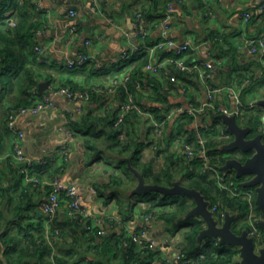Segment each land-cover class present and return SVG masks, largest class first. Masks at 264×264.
Returning a JSON list of instances; mask_svg holds the SVG:
<instances>
[{
	"label": "crops",
	"instance_id": "1",
	"mask_svg": "<svg viewBox=\"0 0 264 264\" xmlns=\"http://www.w3.org/2000/svg\"><path fill=\"white\" fill-rule=\"evenodd\" d=\"M95 1L98 6L94 9ZM263 1L42 0L41 5H37V0H11V6L4 12L1 9L0 13H5V16H11L17 22L24 21L22 28L35 27L33 47L37 44L45 47L41 59L36 51L22 54V59L26 60L24 68L29 67L36 84L35 95L42 97L55 88L69 86L88 91L91 97L89 100L72 101L66 96L56 95L53 107L36 116L25 115L18 119L17 127L23 132V136L19 137L7 127L6 115L11 107L27 102L28 80L26 75L21 74L13 79L10 87L0 82V259H4L3 251L12 246V243L6 244L7 235L21 237L26 234V226L38 227V223L44 227L45 234L49 233L51 224L46 222L41 201L50 188L47 182L56 174L61 175L65 182L77 186L82 204L87 207L90 216L104 218L110 232H116L122 239L130 237L133 230L143 228L148 238L153 239L167 254L175 255L183 243L182 233L186 228L179 223L177 230L176 227L173 232L167 230L168 221L162 211L171 212L172 207L163 210L162 207L152 206L141 196L133 195L137 178L131 171L133 177L121 173L123 181L119 186L105 187L111 182V176L120 173L117 166L106 161L105 154L111 156L112 153L100 152L111 150L106 148L111 141L109 136L101 131L104 124L108 132L112 131L113 126L108 124L110 118L112 120L118 105L128 94L142 105L159 106L162 116L164 111L178 105L204 104L206 92L205 88L201 89L204 84L196 73L192 75L193 82H188L175 73L181 72L174 68L170 69V75L164 72L147 73L143 69L141 78L136 80V91H130L125 85L127 82L115 83L114 80L121 81L129 76L136 63L132 58L119 61L120 55L133 46L145 49L148 61L171 55V49L151 54L145 47L158 39L160 22L169 15L171 37L178 43L190 41L195 45V49L184 54L187 61L212 62L214 73L211 82L229 88L219 96L217 104L232 110L241 109L242 114L237 119L243 126H251L244 117L245 111L259 114L257 131H260L264 120V106L259 104L264 99V56L252 54L248 42L264 37V16L254 14L251 20L245 22L243 13L256 10ZM71 8L76 10L77 16H69ZM144 10L148 16H145ZM13 22L9 20L12 26ZM135 22L150 28L144 42L133 35ZM72 26H76V30L73 31ZM79 52L87 53L91 60L68 67L67 60L76 58ZM233 92L238 93L239 102L230 96ZM160 96H165V101H161ZM219 114L215 110H206L195 117L182 116L167 121L164 136L160 139V147L166 148L163 152L153 147L152 143L158 139L154 137L147 118L139 112L128 115L126 134L130 133L128 138L132 141L143 143L142 162L150 163L157 169L169 154L174 158L185 157L181 141L186 142L189 133H195L198 139L201 136L208 139L210 136L207 137V134L197 132L202 131L204 124L226 128L223 121L217 118ZM232 140L233 135L223 141L222 156L227 159L238 156L236 151L223 149ZM18 141L25 154L22 160L15 155ZM64 147L68 150L67 162L60 153ZM126 155L114 154L113 158L120 162L122 159L130 160ZM27 168L40 183L26 179ZM181 179L176 180L187 185V178ZM189 202L192 206L191 199ZM189 208L178 217L177 222L186 219ZM149 212L155 213L154 216L146 217ZM66 213V207L62 206L56 217L66 221L70 218ZM110 218L113 220L110 221ZM119 220L121 223H118ZM64 227L69 235L75 234L74 226L65 224ZM68 246L71 247L72 243ZM52 252L61 253L58 247ZM81 264H87V261Z\"/></svg>",
	"mask_w": 264,
	"mask_h": 264
},
{
	"label": "trees",
	"instance_id": "2",
	"mask_svg": "<svg viewBox=\"0 0 264 264\" xmlns=\"http://www.w3.org/2000/svg\"><path fill=\"white\" fill-rule=\"evenodd\" d=\"M11 5V0H0V10L2 9V12ZM156 9L157 6L155 7ZM144 11L146 12L145 16H148L147 11ZM149 12L151 13V11ZM10 19L14 21L13 26L9 23ZM23 22H17L11 16H5V13H0V82L4 83L6 87H10L13 79L21 74L23 76L26 75V79L28 80L27 102L14 107L29 105L36 98L35 81L28 71L29 67L27 69L24 68L25 58L23 57L22 59V54L35 53L32 38L35 33V27L24 29V27L22 28ZM132 61L136 63V67L130 73L125 85L130 91H136V80L144 73L143 69L148 61L147 51L141 48L132 57ZM175 73L180 74L182 79L193 82V79H191L192 75L185 74L184 72ZM160 99L161 101H165L166 98L165 96H160ZM149 107L155 112L157 117H161L158 111L159 106L153 105ZM134 116L136 117V114ZM244 117L253 129L257 131L260 123L259 114L254 115L251 111H245ZM113 122L114 117L112 120L110 118V123H108L110 126H113L111 132L107 131L105 124L101 131L109 136V140L111 141L106 148L111 150H100L101 153L110 151L112 157L114 154L118 156H125L127 154L126 156L130 158L131 164L143 173L146 181L149 183L170 186L177 178H187V186L200 190L211 201L212 205L218 204L221 209H228L232 213L236 212L238 216L234 223L242 221V226H245L244 222L247 221L249 213L247 200L243 197L232 196L228 190L222 189L213 175L202 170L199 156L196 155L194 158L187 159L186 157L174 158L172 154H169L165 157L163 165L155 169L150 163L142 162L141 160L143 143L141 141L136 143L128 138L130 136L129 132L126 139L120 138V131L114 127ZM127 122L128 119L126 118L124 124L126 128ZM213 126L211 134L207 135V137H210L208 139L205 138V144L209 154L213 157L212 163L221 167L227 159V157L222 156V145L225 139L220 137V127L215 124ZM194 134L189 133L186 137V142L192 144L196 149L200 147V144ZM165 149L163 146L159 147L158 150L159 152H163ZM249 155L251 153H247L245 156ZM121 163L127 166L126 160L122 159ZM232 177L235 182L242 180L237 178L234 173ZM122 181L123 175L121 177L120 175H113L111 176V182L105 185V187H109L110 185L119 186ZM238 185L243 186L241 183ZM137 196L150 201L152 206L162 207L163 210L169 206L172 207L170 209L171 212L166 213L165 210L162 211V215L165 216L168 222L177 221L178 217L183 213L185 214L191 206L189 202L190 198L180 195L163 196L159 193L148 192ZM219 201L220 203H218ZM59 220L60 218L57 216L51 222L48 234L44 233V227L41 223H38V227L33 226L34 229L32 225L26 226V234L21 237L7 235L9 239L6 244L12 243V246L3 251L4 259H0V264H81L82 261H87V264H147V256L140 251H136L131 237L121 239L119 234L110 232L108 229L103 234H99V229H96V231L86 229L84 226L85 221L78 218H68L66 221ZM65 224L74 226V235L73 233L71 235L67 233L64 227ZM180 224L186 228L182 233L183 243L180 249L191 259L188 264H232L234 257L237 255L236 248L221 245L213 238H205L201 243L198 242L197 237L203 225L201 220L194 217L186 218ZM56 229H59L61 236L57 238L55 245L51 246L47 242V237L54 234ZM69 239L71 240L69 241ZM70 243H72L71 247L68 246ZM56 247L60 249L61 253L52 252Z\"/></svg>",
	"mask_w": 264,
	"mask_h": 264
},
{
	"label": "built area",
	"instance_id": "3",
	"mask_svg": "<svg viewBox=\"0 0 264 264\" xmlns=\"http://www.w3.org/2000/svg\"><path fill=\"white\" fill-rule=\"evenodd\" d=\"M42 0H37V5H41ZM94 9L98 6L97 2L93 4ZM70 17L77 16V12L74 8H71L68 12ZM254 14H260L264 16V1L256 10H249L243 13V19L245 22L251 20ZM169 15L166 16L165 20L160 22V33L158 39L151 45L145 46L153 54L159 50L171 49L172 54L164 56L162 58L150 59L144 66V71L147 73L157 74L164 72L165 75H170V69L174 68L178 71L184 72L185 74L193 75L196 73L198 77L204 84L206 92V101L204 104L189 103L187 106L178 105L173 108H169L163 112L161 117H157L155 112L151 110L149 106L142 105L139 103L131 94H128L124 100L120 102L117 110L114 114L113 125L119 132L120 138H127L126 127H124L125 120L131 112H139L143 114L152 127V133L154 137L158 140L152 143L154 148H159L161 144L160 139L164 136V128L167 121L174 118L182 116L195 117L198 114L204 113L206 110H215L217 113H225L227 115L240 116L241 109L232 110L226 106H219L217 100L223 91L229 90V88L216 86L211 82L214 73V65L210 61H200L191 60L187 61L184 54L189 50L195 49V45L190 41H185L183 43H178L174 38L171 37V26L169 25ZM72 30H76V26H72ZM150 32L148 26H140L138 22L133 24V35L140 38L142 42ZM249 51L257 56H264V37H259L248 42ZM37 57L42 58L45 53V47L43 45L37 44L34 47ZM138 47L133 46L131 49L125 50L120 55L119 61H126L136 55ZM91 58L85 52H79L76 58L68 59L66 65L68 67H75L77 65H82L90 61ZM128 75H126L121 81L115 79L114 82H122L125 84L128 80ZM150 89V86H148ZM1 92V87H0ZM36 94V93H35ZM56 95L66 96L72 101H83L89 100L91 94L88 91L74 90L69 86H61L55 88L46 95L39 97L36 95L35 101L29 105H22L17 107H11L6 115V124L9 130L18 134L19 137L23 136V132L18 129L17 121L21 116L31 115L36 116L42 111H45L54 105V97ZM232 98H235L239 102L238 93H230ZM109 109V108H108ZM214 126L212 124H204L201 126V130H198L201 135L211 134V130ZM220 137L224 139H230L232 134L226 130L225 127H220ZM203 132V133H202ZM260 132L264 136V120L262 122ZM200 147L196 148L184 140L181 141V147L184 156L189 158H194L196 155L201 159V167L205 172L213 175L216 178L217 183L222 189H226L230 192L232 196L243 197L247 200L249 205V213L247 215V224L249 236L253 237L256 245H259L263 241L264 231L259 226V222L262 218L261 213L257 212L256 205V190L254 187L244 188L239 186L237 182L231 176L232 173H224L221 167L212 163V156L208 152V148L205 144V138L199 137ZM160 143V144H159ZM61 155L65 162H67L68 150L64 147L60 150ZM15 155L17 159H25V154L18 141L15 145ZM25 177L27 180L33 181L34 183H40V180L36 176H31L29 174V169H25ZM49 191L44 199L41 201L42 211L47 219V223L55 219L58 210L62 207H66L67 216L70 218H78L85 221V228L91 231L98 230L99 234H103L107 230V222L102 217L92 218L89 214V210L82 204L81 195L74 184H69L65 182L61 175H55L49 182ZM257 209V210H256ZM211 210L214 212L216 219L222 222L225 218V210L221 209L218 204L211 205ZM146 217H153L154 213L149 212L145 215ZM113 218H110L112 221ZM118 223H121L119 220ZM61 236L59 229H56L54 234L47 237V242L54 246L57 242V238ZM130 237L135 245L136 251H140L147 256V264H188L191 259H189L186 254L179 249L175 255L171 256L167 254L161 246L147 237L146 230L135 229L131 232ZM238 256V255H237ZM235 261L232 262V264Z\"/></svg>",
	"mask_w": 264,
	"mask_h": 264
},
{
	"label": "water",
	"instance_id": "4",
	"mask_svg": "<svg viewBox=\"0 0 264 264\" xmlns=\"http://www.w3.org/2000/svg\"><path fill=\"white\" fill-rule=\"evenodd\" d=\"M204 90V87L201 86ZM264 106V99L259 101ZM226 125V130L233 135V140L223 146L228 151H236L238 156L230 157L221 165L224 173L233 171L237 178L242 179L244 187H254L256 190V205L262 218L259 226L264 231V136L263 133L254 131L251 126H243L236 115L220 113L217 115ZM251 153L249 156H245ZM130 171L137 178V184L132 194L137 196L148 192H155L163 196H185L192 200L186 218H199L203 225L197 240L201 243L205 238H213L221 245L234 247L238 257L233 264H264V237L261 244L256 245L253 237L249 236L248 227L242 226L238 230L233 228V223L238 214L225 210V218L219 222L211 210V201L197 188L184 185L176 180L172 185H161L146 181L142 172L134 167L127 159ZM183 218H181L182 220Z\"/></svg>",
	"mask_w": 264,
	"mask_h": 264
},
{
	"label": "rangeland",
	"instance_id": "5",
	"mask_svg": "<svg viewBox=\"0 0 264 264\" xmlns=\"http://www.w3.org/2000/svg\"><path fill=\"white\" fill-rule=\"evenodd\" d=\"M105 157H106V161H109L110 163L113 164V166H117L116 169H117V172H119L120 174H117V175H120L121 177V173L123 174H128L129 176L133 177V174L127 169V166L124 164V163H121L119 160H116L115 158H113L112 156L108 155V154H105ZM233 176V174L231 175ZM238 184L241 183L242 184V180H237L236 181ZM117 196L121 197V194L119 192H116ZM257 210V209H256ZM179 223L181 222H177V221H171V222H168L167 224V230L169 232H173L175 227L178 228L179 226ZM242 221H238L236 224L234 223V228L236 230L239 229V226L241 225ZM245 225L248 227V224H247V221L244 222ZM236 254H238V251L236 250Z\"/></svg>",
	"mask_w": 264,
	"mask_h": 264
},
{
	"label": "flooded vegetation",
	"instance_id": "6",
	"mask_svg": "<svg viewBox=\"0 0 264 264\" xmlns=\"http://www.w3.org/2000/svg\"><path fill=\"white\" fill-rule=\"evenodd\" d=\"M245 227H246V225H245Z\"/></svg>",
	"mask_w": 264,
	"mask_h": 264
}]
</instances>
